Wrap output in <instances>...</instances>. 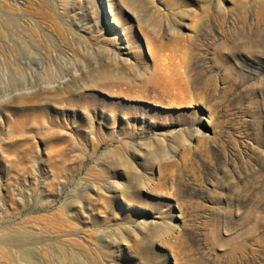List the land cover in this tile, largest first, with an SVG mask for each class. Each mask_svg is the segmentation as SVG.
<instances>
[{
  "label": "rangeland",
  "instance_id": "rangeland-1",
  "mask_svg": "<svg viewBox=\"0 0 264 264\" xmlns=\"http://www.w3.org/2000/svg\"><path fill=\"white\" fill-rule=\"evenodd\" d=\"M0 264H264V0H0Z\"/></svg>",
  "mask_w": 264,
  "mask_h": 264
},
{
  "label": "bare ground",
  "instance_id": "bare-ground-1",
  "mask_svg": "<svg viewBox=\"0 0 264 264\" xmlns=\"http://www.w3.org/2000/svg\"><path fill=\"white\" fill-rule=\"evenodd\" d=\"M176 36H177V35H176ZM184 47H185V46H184ZM179 53H180V52H179ZM173 54H174V55H172V57H173V56L175 57V56H176V53H173ZM47 98H48V97H47ZM7 242H8V241H7ZM25 256H26V255H25Z\"/></svg>",
  "mask_w": 264,
  "mask_h": 264
}]
</instances>
